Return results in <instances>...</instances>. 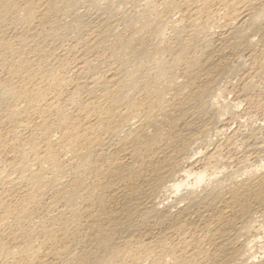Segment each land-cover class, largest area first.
Listing matches in <instances>:
<instances>
[{
  "label": "bare ground",
  "instance_id": "1",
  "mask_svg": "<svg viewBox=\"0 0 264 264\" xmlns=\"http://www.w3.org/2000/svg\"><path fill=\"white\" fill-rule=\"evenodd\" d=\"M241 75L264 0H0V264H264Z\"/></svg>",
  "mask_w": 264,
  "mask_h": 264
},
{
  "label": "rangeland",
  "instance_id": "2",
  "mask_svg": "<svg viewBox=\"0 0 264 264\" xmlns=\"http://www.w3.org/2000/svg\"><path fill=\"white\" fill-rule=\"evenodd\" d=\"M238 78H239V79H238ZM238 78L236 79V81H235V83H234V87H236V89H235L234 87H233L234 89H233V88L230 89V91H231L232 93L230 92L229 94H227V97L229 96L228 98H229V99L231 98L230 100H233V101L238 100V99L243 101V103H242V104H243V105H242V106H243V107H242L243 110H242V109H239V112H240V114H241V112H242L241 116H244L243 119H244L245 121H246V120H247V121H251V120L254 118L252 121H254V120L256 121V120H257V121H256L257 124H260V123L263 124V123H264V109H262L261 107H259L260 104H259V105L257 104L258 101H259V100H258V99H259V95H258L259 93H250V96L247 95L248 97H250L249 99L251 100V101H250V100L248 101V100H247L248 97H247V96H244V93H243L244 91H243V88H242V86H244L243 84H245L246 77H245V76L243 77V75H241V76L238 77ZM242 78H243V80H242ZM244 80H245V81H244ZM239 81H240V83H239ZM238 83H239V84H238ZM236 84H237V85H236ZM239 86H240V87H239ZM237 89H238V90H237ZM232 90H233V91H232ZM234 90H235L236 92H235ZM237 91H240V92L243 93V94H240V92L237 93ZM233 92H234V93H233ZM232 94H233V95H232ZM231 95H232V96H231ZM235 95H236V96H235ZM252 95H253V96H252ZM239 96H241V97H239ZM234 97H235V98H234ZM238 97H239V98H238ZM241 98H242V99H241ZM252 98H253L254 100H253ZM255 98H256V99H255ZM257 98H258V99H257ZM244 101H247V102H245V104H244ZM256 101H257V102H256ZM252 103H253V104H252ZM244 105H245V107H244ZM252 105H253V106H252ZM254 105H255V106H254ZM246 106H247L248 108H247ZM257 106H258V107H257ZM249 107H250V108H249ZM251 107H252V108H251ZM253 107H254V108H253ZM255 107H256V108H255ZM240 108H241V107H240ZM257 108H259V111H260V110H261V111L259 112ZM253 109H254V110H253ZM254 111L257 112L258 114H257V113H253ZM246 112H247V113H246ZM249 112H250L251 114H250ZM243 114H244V115H243ZM254 114H255V115H254ZM260 114H261V115H260ZM246 115H247V116H246ZM252 115H253V116H252ZM256 115H257V116H256ZM262 115H263V116H262ZM245 116H246V117H245ZM254 116H255V117H254ZM252 117H253V118H252ZM261 117H262L263 119H262ZM250 118H251V119H250ZM243 119H242V120H243ZM258 119H259V120H258ZM244 120H243V122H244ZM261 120H262V121H261ZM247 121H246V122H247ZM255 121H254V122H255ZM244 123H245V122H244ZM231 125H233V124H231ZM231 125H230V128H232V127H233L232 129L236 128V124H234L232 127H231ZM221 141H222V144H221L222 147H221V148H222V150H223V151L221 150V152H222L223 154H225V155L222 154L224 157H228V158H230V159H233V158H236V159H237V157H239V156L241 155V153H238V152L236 153L235 151L232 150L230 142H228L227 140H224V141L221 140ZM226 143H227V144H226ZM225 144H226V145H225ZM224 145H225V146H224ZM230 148H231V149H230ZM225 149H226V150L228 149V150L226 151ZM224 150H225V151H224ZM224 152H225V153H224ZM227 152H228V153H227ZM229 152H230V153H229ZM231 153H233V154H231ZM229 155H230V156H229ZM233 155H234V156H233ZM236 155H237V156H236ZM236 159H233V160H236ZM199 162H200V161H199ZM199 162H198V163H199ZM198 163L196 162V167L201 168V167H202V164H200V163L198 164Z\"/></svg>",
  "mask_w": 264,
  "mask_h": 264
}]
</instances>
